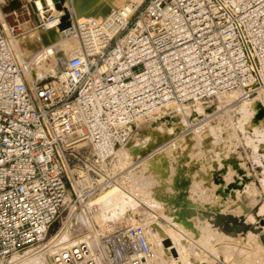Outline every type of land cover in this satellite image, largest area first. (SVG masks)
<instances>
[{
  "label": "built area",
  "instance_id": "obj_1",
  "mask_svg": "<svg viewBox=\"0 0 264 264\" xmlns=\"http://www.w3.org/2000/svg\"><path fill=\"white\" fill-rule=\"evenodd\" d=\"M127 1L74 16L63 34L79 54L46 82L29 79L0 20V261L46 248L66 210L94 216L91 201L112 185L108 166L139 121L172 102L264 98V0ZM101 241L103 264H160L143 227ZM90 250L80 244L56 264H99Z\"/></svg>",
  "mask_w": 264,
  "mask_h": 264
},
{
  "label": "bare ground",
  "instance_id": "obj_2",
  "mask_svg": "<svg viewBox=\"0 0 264 264\" xmlns=\"http://www.w3.org/2000/svg\"><path fill=\"white\" fill-rule=\"evenodd\" d=\"M5 1L9 3L11 0ZM25 1L28 2V5L25 6L27 11L24 10L25 15L32 17V20L26 23H31L32 28L18 33L17 36L14 34L13 44L15 53L21 62L25 61L26 57L30 58L28 60L30 66L28 77L33 82L49 81L48 78L55 79L61 71L58 63L54 65L45 62L43 57L46 53L49 55L50 52L54 53L57 62L62 65L69 61L70 55L72 58L79 54L80 46H76L73 44L74 42L69 43L67 41L69 38L63 34L65 31H69V25L73 23L74 16L79 20L105 16L113 9H118L128 2L127 0ZM11 5L8 4L6 7L10 9ZM13 7L14 5H12ZM50 12L54 15V19L45 24V29L32 24L38 21L39 16L44 15L41 17L44 19L45 15ZM16 14L13 13V15ZM35 61H38L37 64H43L38 66ZM220 98L225 99L227 103L231 99L228 106L232 107L225 114L217 115V111L222 106ZM248 100L238 99L237 95L218 96L215 99L217 105H210L203 109L200 105L202 103L198 102L197 108L194 110L187 104L169 103L156 113L139 121L138 123L142 122V125L139 127L137 140L116 151L112 158L115 162L114 172H118V175H115L118 176L116 183L119 180H124L130 173L129 177L134 178V182L137 183L135 190L139 191L143 198L154 201V208L168 220L170 226L164 225L158 220H149L143 214L137 219L131 211L132 206L130 205V203L136 205L135 201L130 202L126 200L127 198H123L120 205L119 191L117 193L114 190L104 189L99 194L100 200H94L97 195L90 204V206L96 207L97 204L99 205L100 210L97 207L96 217H91L86 211L85 214L83 211L78 212L73 219L67 220L62 231L52 239L48 249L44 248L25 256H14L8 264H56L57 255L63 254L64 251L77 249L83 243L91 248L90 253L98 263L103 264L101 237L112 234L114 230L106 235H103L100 230L107 229L108 222L110 223L111 220L113 223L121 218L132 227H148L146 233L148 242L155 259L160 264H213L219 257L229 264H264V244L261 240L264 225H261L260 222L254 223L255 230L258 231H249L245 242L242 235L239 234L235 237L226 234L215 227L209 218L201 217L202 212H206V210H211L215 215L225 214L235 217L241 213L246 217L253 214L254 207H250L249 203H252L253 199L257 197V191L254 189L255 180H252L254 177L246 170L243 160L226 159L225 157L227 156L226 148H228L226 145L229 146V149L231 147L227 141L230 135H233L228 116L237 117V122L240 123L238 125L241 126L248 122L255 131H259L258 124L264 128V98L254 97ZM168 111H171L170 114ZM200 113L204 114L203 124L174 140V135L185 128L187 119H192ZM227 113L230 115L227 116ZM259 115H261L260 119ZM214 146L216 149L213 148ZM233 148L231 149L233 150ZM106 166L103 165V168L105 169ZM132 167L133 170L124 175V172ZM179 170H183L184 176L190 180L187 198L194 204L197 213L189 220L192 222L191 227L186 226L183 221L177 220L175 207L166 200L168 197L176 198L178 194L174 180ZM248 180L252 181L248 182ZM242 186L245 187L241 189ZM244 202H249L247 206L251 209L250 213L244 209L246 208ZM261 208L258 209L256 215H261L260 213L264 212H261L264 209ZM108 216L112 217L108 220ZM253 216L255 218V214ZM96 219L99 220V229L95 228L94 220ZM73 226L84 228L85 233L80 238H72L69 229ZM107 231L109 230L107 229ZM203 247L207 248L211 255L206 254ZM212 257L215 258L211 259Z\"/></svg>",
  "mask_w": 264,
  "mask_h": 264
},
{
  "label": "rangeland",
  "instance_id": "obj_3",
  "mask_svg": "<svg viewBox=\"0 0 264 264\" xmlns=\"http://www.w3.org/2000/svg\"><path fill=\"white\" fill-rule=\"evenodd\" d=\"M7 1H10V0H7ZM12 1V0H11ZM6 2L5 0H0V11H1V15H0V20L1 22L3 23L4 27L7 29H10V27H13V29L15 30L14 33L15 35L17 36L18 33H23L29 29L32 28L31 26V23H26L28 22L29 20H32V17L30 18V16L28 17V15L26 16V12L27 11V8H25V6L28 5V2L27 1H19V0H13L12 2ZM19 1V2H18ZM121 2V1H120ZM7 3V4H6ZM18 3V4H17ZM4 4V5H3ZM6 4V5H5ZM8 4H12L14 5V7L12 8V5L9 6L11 7V11L8 7ZM23 6H20L22 5ZM7 6V7H6ZM6 7V8H4ZM13 9V10H12ZM15 9V10H14ZM25 10V11H24ZM4 11V12H3ZM10 11V12H9ZM20 12V13H19ZM13 13H17L16 15H13ZM54 13V12H53ZM3 14V15H2ZM23 14V15H22ZM55 14V13H54ZM52 15V13H48L47 15H45V18H48ZM56 15V14H55ZM44 16V15H43ZM41 16V17H43ZM54 16V15H52ZM57 16V15H56ZM6 17H8L6 19ZM40 16L38 17V21L37 22H33L32 24L35 25V27H40V28H43L45 29V23L47 21H45V19H42ZM30 18V19H29ZM38 25H36V24ZM11 24V25H10ZM29 26V27H28ZM18 31V32H17ZM64 37V36H63ZM69 38V40H67L69 43H73L75 44L76 46L78 45L79 46V43L77 44V41L74 40V39H70L71 37L67 36ZM66 38V37H64ZM13 39H14V36H13ZM47 54V53H46ZM44 55L43 59L45 60V62L49 63V64H56L58 63L59 64V67L60 69L62 70L63 67L65 65H62V63L60 62H57V58H56V55L54 56L51 52H50V55L47 54V55ZM70 58H71V55H70ZM69 58V59H70ZM27 60H30V58L26 57ZM38 61H35V63L37 64ZM68 62V61H67ZM45 63V65L47 64ZM43 63H40V64H37L38 66L42 65ZM36 65V66H37ZM48 65V64H47ZM38 70H41V68ZM41 72V71H40ZM57 77V76H56ZM46 80V79H45ZM47 80H51L50 78H48ZM53 80V79H52ZM42 81V80H40ZM46 82V81H45ZM221 102H222V106H220L219 110L217 111V115L219 114H225L226 112H228V110L232 107V106H228L229 105V102L231 101V99L228 100V103L226 102L225 99H222L220 98ZM253 100V99H252ZM246 101H249V100H246ZM198 102H190L188 103L187 105L194 110L195 108H197L196 104ZM198 105V104H197ZM201 107H203V109H205L206 107H209L210 105H217V102H215V100H212V101H209L207 103H202L200 104ZM179 107H184V106H179ZM171 111H168V113L170 114ZM215 115V116H217ZM227 116L230 115V113H227L226 114ZM204 114L203 113H200L198 114V116H194L192 119H187V122L185 124V128L181 131V132H178L177 134L174 135L175 139L176 140L177 138H180L182 136H184L185 134L187 133H190L191 131H193L194 129H196L198 126H200L201 124H203V120H204ZM260 116V117H259ZM258 118L260 119L261 118V115H259ZM228 120H229V124H231V127H232V136L230 135V138L227 142H229L228 144L231 146L230 149H229V146L226 145V148L227 149V152H226V155L228 156H225L226 159L228 158H231V159H240L242 162H243V165H245L246 167V170L248 171V173L253 176L254 178H252V180L254 179L255 180V186H254V189L257 191L256 192V196L254 199H253V202L252 203H249V202H244V205L246 206V210H248V213H250L251 209L249 208L250 207H254L252 209V213L253 214H256V212L258 211L259 208H264L263 204H264V128H262V125L261 124H258L257 126L259 127V131H255L252 129V127L250 126L251 124H249L248 122H245L243 123V125H238L240 124L237 119V117H233L231 118L230 116H228ZM263 120V119H261ZM260 120V121H261ZM142 122L138 123L137 125V128H136V133H135V136L133 138V140L131 142H134L135 140H137L136 137H138V134H139V127L142 125L141 124ZM246 124V125H245ZM247 126V127H246ZM261 127V128H260ZM138 132V133H137ZM235 136V138H234ZM231 139V140H230ZM234 139V140H233ZM235 141V143H234ZM237 141V142H236ZM232 144V145H231ZM234 144V145H233ZM234 147V148H233ZM213 148L216 149V146H214ZM233 148V150L231 149ZM236 148V149H235ZM232 150V151H231ZM237 150V151H236ZM229 151V152H228ZM234 152V153H233ZM236 154V156H235ZM115 162L113 161V159L111 160V163L109 164L108 166V172H109V176L110 178L112 179V185L110 187H108L107 189L109 190H114L118 193L119 191V195L121 196L120 197V201H119V204L121 203L122 204V200L121 199H126L127 201H135L137 204L133 205L131 204L130 202V208H131V211L133 212V214L135 215V217L137 219H139L141 216L140 215H144L147 219L149 220H158L159 222H161L162 224L164 225H168L170 226L169 222L167 219H165V217L159 213L158 210H156V208H154V201L152 199H145L143 198L139 191H136L135 190V186H137V183L134 182V178L132 179L131 177H129L130 173L132 170H133V167L130 168L129 170L125 171L124 172V175L129 173L128 176H126L124 178V180H119L117 183H116V180L118 178V176L116 177L115 175H118V172H114V164ZM221 165H222V162H221ZM224 166V165H223ZM114 172V173H113ZM123 176V174H122ZM94 179L93 181L96 182V183H99L100 180H102L101 178H97L95 176H92ZM115 177V178H114ZM116 183H114L113 182ZM252 180H248V182H251ZM136 184V185H135ZM119 185V186H118ZM133 187V188H132ZM245 186H242L241 189H243ZM106 189V190H107ZM118 189V190H117ZM127 189V190H126ZM123 190V191H122ZM101 193V192H100ZM99 193V194H100ZM137 193H139L138 195L140 196H137ZM99 194L98 196L94 199V200H100L99 198ZM127 195V196H126ZM133 198V199H132ZM142 198V199H141ZM123 199V200H124ZM149 200V201H147ZM259 202V203H258ZM128 203V204H129ZM152 203V205H151ZM249 203V206H247ZM120 204V205H121ZM251 204V205H250ZM99 205L97 204V207ZM261 208V209H262ZM98 209L100 210V208L98 207ZM264 211L261 210V212ZM99 212V211H98ZM206 217L210 219L211 223L217 227L220 231L224 232V227H221L219 226L218 223H216L217 221V218L216 216H220V214H214L211 210H206ZM67 210L58 218V221L53 225L50 233H49V236H48V240H47V243L45 244L46 246V249H48L51 245V241L52 239L59 233L62 231V229L64 228L65 224L67 223V220L69 221V216L67 214ZM83 213L85 214V211H83ZM212 213V214H211ZM264 212L260 213L261 215H258L255 220L253 214L250 216V217H246L244 216L242 213L236 217L238 218L239 220H242L243 222H246L247 224H249L248 226V231H245V232H241L239 230H236V233L235 235L233 236H238L239 234L242 235V238L244 239V241L246 242L247 241V233L249 231H252L253 228H255V222L258 221L260 222L261 219L264 218ZM98 214V213H97ZM97 214H94V217L97 216ZM87 216V215H86ZM110 216V215H109ZM107 217L108 220L112 217ZM75 216H73L74 218ZM119 217H122V215H119ZM71 218V217H70ZM72 218V219H73ZM101 219V218H99ZM145 219V218H144ZM97 220V219H96ZM94 220V223H95V228L96 229H99V220ZM253 220V221H252ZM113 220H111V222L109 224V226H111L109 228L108 226V230L105 228L104 230H100L103 235H106V234H109L112 230H114L113 232H115L116 230H119V229H123V228H127V227H132L129 223H127L125 220H123L121 218V220L117 221L115 220L113 223H112ZM125 221V222H124ZM115 222H119V223H115ZM117 224V225H116ZM63 227V228H62ZM137 227H142V226H137ZM78 228V229H77ZM147 233L148 231V227H143ZM83 232H81V231ZM105 231V232H104ZM107 231V232H106ZM85 233L84 232V228L82 229V227H79V226H73L72 228L69 229V234L72 238L74 239H77V238H80L81 235ZM84 242V241H83ZM238 246V245H236ZM45 249V250H46ZM203 249H205L206 251V254H209L211 255L210 251H207L208 249L203 247ZM14 256H18V255H14ZM12 256L11 258H9L8 260H4V261H0V263L2 264H8L9 261L14 257ZM25 256V255H24ZM215 258V257H214ZM213 257L211 259H214ZM213 264H229V263H226L224 261V259L222 257H219L217 258V260H215V262Z\"/></svg>",
  "mask_w": 264,
  "mask_h": 264
},
{
  "label": "water",
  "instance_id": "obj_4",
  "mask_svg": "<svg viewBox=\"0 0 264 264\" xmlns=\"http://www.w3.org/2000/svg\"><path fill=\"white\" fill-rule=\"evenodd\" d=\"M67 20L68 18H64ZM70 27V25H69ZM174 186L176 190L178 191V194L176 198H166L167 202H170L176 209V216L178 221H183L186 226L191 227L192 222L189 220L196 216V211L194 204L188 200V188L190 186V180L187 179L184 176L183 170H179L178 174L175 177L174 180ZM207 212H202L201 217L206 216ZM258 215L255 214V217ZM220 217L222 219L221 224L223 225L224 229L232 232L233 235H235L236 230H239L241 232H245L248 230L249 224L246 222H243L242 220H239L235 216L232 215H225V214H220ZM260 224L264 225V218L260 220ZM252 231L257 232L258 230H255V228L252 229ZM261 240L262 243L264 244V233L261 234Z\"/></svg>",
  "mask_w": 264,
  "mask_h": 264
},
{
  "label": "crops",
  "instance_id": "obj_5",
  "mask_svg": "<svg viewBox=\"0 0 264 264\" xmlns=\"http://www.w3.org/2000/svg\"><path fill=\"white\" fill-rule=\"evenodd\" d=\"M221 221H222V219H221L220 217H218L216 223H218L219 226L223 227V225L221 224ZM224 230H225V229H224ZM224 233H225V232H224ZM232 236H233V235H232Z\"/></svg>",
  "mask_w": 264,
  "mask_h": 264
},
{
  "label": "trees",
  "instance_id": "obj_6",
  "mask_svg": "<svg viewBox=\"0 0 264 264\" xmlns=\"http://www.w3.org/2000/svg\"><path fill=\"white\" fill-rule=\"evenodd\" d=\"M247 231H248V230H247ZM224 232H225L226 234L233 235L232 232H229V231H227V230H224Z\"/></svg>",
  "mask_w": 264,
  "mask_h": 264
}]
</instances>
